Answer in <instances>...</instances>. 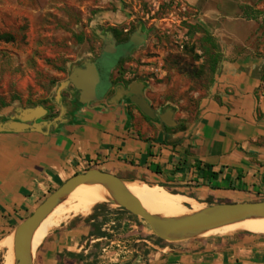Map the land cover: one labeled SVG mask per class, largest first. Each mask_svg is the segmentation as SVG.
<instances>
[{"label":"crops","instance_id":"obj_1","mask_svg":"<svg viewBox=\"0 0 264 264\" xmlns=\"http://www.w3.org/2000/svg\"><path fill=\"white\" fill-rule=\"evenodd\" d=\"M256 65L251 59L222 64L196 120L182 130L139 122L121 100L85 108L87 115L54 130L0 133V242L49 182L72 170L144 180L202 205L248 203L264 193V84L253 74ZM87 219L52 230L39 247V264H264V235L239 231L160 248L135 240L118 260L109 250L113 232Z\"/></svg>","mask_w":264,"mask_h":264},{"label":"rangeland","instance_id":"obj_2","mask_svg":"<svg viewBox=\"0 0 264 264\" xmlns=\"http://www.w3.org/2000/svg\"><path fill=\"white\" fill-rule=\"evenodd\" d=\"M134 33L145 36V41L113 70L114 86L107 98L113 97L117 88L139 84L151 109L170 116L169 127L155 120L166 129L178 125L177 130H182L196 120L200 103L225 62L251 59L257 64L253 74L264 84V0H0V124L16 121L22 111L35 108L46 111L37 124L61 114L63 121L87 115L77 101L64 106L66 99H71L68 93L72 86L62 85L75 69L98 59L103 38L110 35L125 41ZM102 59L108 65L119 60L114 56ZM110 72L103 70L105 77ZM107 98L100 101L101 106L108 105ZM127 105L139 122L151 125L136 106L129 101ZM84 172L72 170L49 182L43 197L17 223L68 179ZM129 182L152 186L144 180H125ZM248 200L262 202L264 193ZM222 202L218 199L211 204ZM211 204L199 203L198 210ZM185 207L186 214L197 211L190 205ZM92 210L87 216L72 219L104 221L102 225L115 237L111 245L105 242L114 250L115 259L126 258L135 240L147 239L155 248L167 243L160 242L145 222L115 205L98 203ZM5 257L0 247V264L6 263ZM35 264H39V249Z\"/></svg>","mask_w":264,"mask_h":264},{"label":"water","instance_id":"obj_3","mask_svg":"<svg viewBox=\"0 0 264 264\" xmlns=\"http://www.w3.org/2000/svg\"><path fill=\"white\" fill-rule=\"evenodd\" d=\"M106 45L102 48L100 57L95 63H89L83 68L75 69L64 85L72 86L78 93V103L88 109H101V106L91 107L99 102L104 90L109 86L108 79L103 70L111 71L116 65H108L103 61L104 56L127 57L131 51L140 47L145 37L134 33L129 42L123 46H115L112 36L103 38ZM118 62V61H117ZM109 75V74H108ZM121 100L129 101L150 120L158 119L164 126L169 127L171 118L168 115H159L154 112L142 97L141 86L131 85L127 90L120 87L107 104L117 105ZM46 111L42 108L22 111L16 121L0 124V133H22L35 128L43 127L45 131L55 128L63 123L62 114L48 122L37 124ZM97 185L105 189L112 198L107 202L126 211L130 215L147 224L151 233L159 240L167 243H178L192 239L203 238L199 236L204 232L216 230L224 226L238 223L251 218H264V201L252 203H233L211 205L183 217L164 218L148 213L125 187V180L98 170H88L74 175L63 183L57 190L50 194L35 210L20 223L13 232L15 233L14 256L16 264H33L30 259V239L37 226L73 191L86 185ZM249 234L248 232H244ZM207 237V236H205Z\"/></svg>","mask_w":264,"mask_h":264},{"label":"bare ground","instance_id":"obj_4","mask_svg":"<svg viewBox=\"0 0 264 264\" xmlns=\"http://www.w3.org/2000/svg\"><path fill=\"white\" fill-rule=\"evenodd\" d=\"M124 187L135 196L142 207L150 214L164 218H176L186 215L185 205H190L198 211L199 204L179 194H172L164 188L145 183H125ZM75 200L68 206V202ZM112 201L109 193L100 186L91 184L82 186L73 191L62 203L37 226L30 239V259L35 264L36 252L41 246L43 239L50 233L51 228H56L63 222L87 216L93 207ZM205 208V207H204ZM93 211V210H92ZM57 214V218L56 217ZM248 232L252 234H264V218H251L238 223L230 224L222 228L199 234L201 237L230 232ZM0 247L5 251V264H16L14 256L15 233L7 235L1 242Z\"/></svg>","mask_w":264,"mask_h":264},{"label":"flooded vegetation","instance_id":"obj_5","mask_svg":"<svg viewBox=\"0 0 264 264\" xmlns=\"http://www.w3.org/2000/svg\"><path fill=\"white\" fill-rule=\"evenodd\" d=\"M132 35H133V34H132ZM132 35H131V36H132ZM131 36H130L129 38H127V40H125V41H120L119 39L113 37V39H114V41H115V46L118 47V46H123V45H125L126 43L129 42ZM141 36H143V35H141ZM144 37H145V36H144ZM104 45H106V44L104 43ZM104 45H103V47H104ZM103 47H102V48H103ZM135 50H136V49H134L133 51H131L130 54H129L127 57H120V58H119V60H118V62H117V65H116V66L111 70V72H110L109 79H108V84H109V86L106 87V89L104 90V94L102 95L103 97L99 100V102L95 103V104H97V106H101V105H100V101H101L102 99H104V98H107L108 94H109L110 91L113 89L114 84H113V82H112V80H111V74H112L113 70H114V69H115V68H116V67H117L122 61H124V60H126L127 58H129V56H130ZM101 51H102V49H101ZM99 57H100V56H99ZM99 57H98V59H99ZM98 59L94 61L95 64H96V62L98 61ZM123 87H124V89H127L128 86H123ZM68 95H69V97H71V99H66L67 101L65 102V105H64L66 108H68L69 104H70V105H71V104L73 105V102H72V101H78V93L75 92V90L73 89V87H72V91H71L70 93H68ZM114 95H115V93H114ZM109 98H110V97H109ZM109 98L106 99V103L108 102ZM72 99H73V100H72ZM95 104H91L90 106H94ZM83 107L86 108L85 106H83ZM37 122H39V121H37Z\"/></svg>","mask_w":264,"mask_h":264},{"label":"trees","instance_id":"obj_6","mask_svg":"<svg viewBox=\"0 0 264 264\" xmlns=\"http://www.w3.org/2000/svg\"><path fill=\"white\" fill-rule=\"evenodd\" d=\"M211 177H214V175L212 174V175H210ZM212 202L211 201H209V204H211ZM122 210V209H121ZM124 211V210H123ZM89 220H92V217H89L88 219H87V221H89ZM104 221H102L101 223H100V225H102V223H103ZM96 227V226H95ZM94 227V228H95ZM160 241V240H159ZM161 242V241H160Z\"/></svg>","mask_w":264,"mask_h":264}]
</instances>
